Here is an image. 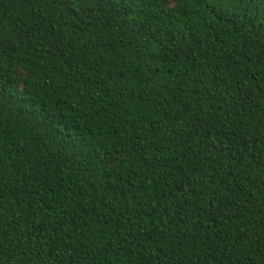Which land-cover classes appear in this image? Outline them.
I'll return each instance as SVG.
<instances>
[{"label": "trees", "instance_id": "trees-1", "mask_svg": "<svg viewBox=\"0 0 264 264\" xmlns=\"http://www.w3.org/2000/svg\"><path fill=\"white\" fill-rule=\"evenodd\" d=\"M0 264H264V0H0Z\"/></svg>", "mask_w": 264, "mask_h": 264}]
</instances>
